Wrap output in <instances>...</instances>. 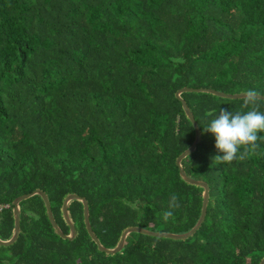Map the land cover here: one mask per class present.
Instances as JSON below:
<instances>
[{"label": "trees", "instance_id": "obj_1", "mask_svg": "<svg viewBox=\"0 0 264 264\" xmlns=\"http://www.w3.org/2000/svg\"><path fill=\"white\" fill-rule=\"evenodd\" d=\"M182 88L264 97V0H0V203L9 205L0 240L12 236L13 201L35 190L66 235L64 198L86 199L104 248L131 227L189 232L203 189L176 166L195 140L175 98ZM181 98L200 130L181 166L209 189L191 237L130 233L107 255L80 202L67 206L77 235L65 240L35 195L20 202L19 235L0 246V264H259L264 142L244 161L216 162L222 153L204 128L220 108L246 111L242 98Z\"/></svg>", "mask_w": 264, "mask_h": 264}, {"label": "water", "instance_id": "obj_2", "mask_svg": "<svg viewBox=\"0 0 264 264\" xmlns=\"http://www.w3.org/2000/svg\"><path fill=\"white\" fill-rule=\"evenodd\" d=\"M190 92L208 93V94L220 97V98L231 99V100L240 99L244 95V93L237 94V95H228V94H224L221 92L214 91L212 89H203V88H200V89L182 88L175 93V98L180 102L181 107L184 111V114H185L186 118L190 121V123L192 124V126L194 128V132H195L194 143L176 159V166L178 168L180 178L185 183H187L189 185H193L195 187H200L203 189L201 213H200V216H199V219H198L196 225L189 232H187L185 234H172V233L151 232V231H147V230L142 229V228L131 227V228L125 229L121 233L119 241L114 248H112V249L104 248L100 244L98 238L96 237L95 233L93 232V230L90 226L88 204H87L86 199L81 198L75 194H69L64 198L62 206H61V214H62V218H63L65 225L69 229V233L66 235L61 231V229L57 225V223H56V221L52 215L50 203H49L48 198L45 195V193H43L40 190H35L29 194H25V195H22L20 197H17L13 201V203H12V214H13V218H14L13 233H12V236L10 237V239H8L7 241L0 240V246H9L16 241V239L19 235V231H20V208H19V204H20V202H22L26 199H29L30 197L35 196V195H38L39 197H41V199L44 203L45 209H46V214H47L48 220H49L54 232L60 238L65 239V240H73L77 235L76 229H75V227H74V225L70 219V216L68 214L67 206L71 201L80 202L82 204L84 226H85V229H86L89 237L94 242V244L97 246L98 251L103 252L107 255H114V254L121 252L124 245H125V240L130 233H139V234H143V235L150 236V237L165 238V239H172V240H186L189 237H191L200 228V226L202 225V223L204 221V217L206 214V208H207V204H208V199H209V189H208V186L206 183H204L202 181H196V180L189 178L181 166L182 160L185 159L188 155H190L195 150L197 144L200 141V130H199V128H198V126H197V124H196V122L192 116V113L190 112L186 102L181 98V94L190 93ZM261 97H263V96H261ZM259 264H264V257L261 259Z\"/></svg>", "mask_w": 264, "mask_h": 264}, {"label": "clouds", "instance_id": "obj_3", "mask_svg": "<svg viewBox=\"0 0 264 264\" xmlns=\"http://www.w3.org/2000/svg\"><path fill=\"white\" fill-rule=\"evenodd\" d=\"M242 100L241 108L246 111L220 108L219 114L204 128L205 132L214 135L215 147L222 153L215 157L216 162L231 164L233 161H244L255 154L260 143L264 142V111L260 110L264 97L255 90H247ZM170 215V212L165 213V218Z\"/></svg>", "mask_w": 264, "mask_h": 264}, {"label": "built area", "instance_id": "obj_4", "mask_svg": "<svg viewBox=\"0 0 264 264\" xmlns=\"http://www.w3.org/2000/svg\"><path fill=\"white\" fill-rule=\"evenodd\" d=\"M9 208V205H7V204H1L0 203V213L2 212V211H4L5 209H8Z\"/></svg>", "mask_w": 264, "mask_h": 264}]
</instances>
